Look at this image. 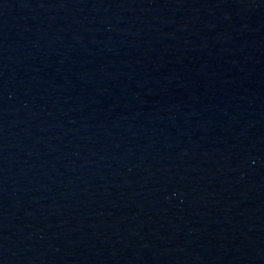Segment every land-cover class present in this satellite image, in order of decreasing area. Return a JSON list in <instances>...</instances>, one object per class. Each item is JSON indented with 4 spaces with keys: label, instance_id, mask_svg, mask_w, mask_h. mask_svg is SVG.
Returning <instances> with one entry per match:
<instances>
[{
    "label": "water",
    "instance_id": "1",
    "mask_svg": "<svg viewBox=\"0 0 264 264\" xmlns=\"http://www.w3.org/2000/svg\"><path fill=\"white\" fill-rule=\"evenodd\" d=\"M0 264H264V0H0Z\"/></svg>",
    "mask_w": 264,
    "mask_h": 264
}]
</instances>
